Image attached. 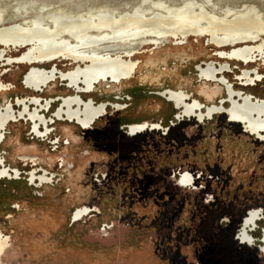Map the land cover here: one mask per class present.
<instances>
[{"label":"rangeland","instance_id":"rangeland-1","mask_svg":"<svg viewBox=\"0 0 264 264\" xmlns=\"http://www.w3.org/2000/svg\"><path fill=\"white\" fill-rule=\"evenodd\" d=\"M162 1L181 5L186 0ZM195 1L198 5L209 4L208 10L213 8L206 0ZM213 2V10L217 14L226 7L243 9V6H256L264 15V0ZM18 3L29 8L26 14L14 11V5ZM139 4H142V0H0V8H5L4 23L22 22L60 8L66 12H85L88 8L108 6L115 7L118 12ZM42 5L49 10L41 14L39 8ZM36 32L47 34L38 29ZM3 48L0 45V53ZM215 52L207 36L198 41L190 37L180 45L176 44L175 39H170L160 43L158 48L148 44L140 46L135 54V58L140 60L139 67L131 81L123 84L120 90L103 84L96 92L83 96H91L95 101L127 102L128 107L121 111L108 107V114L96 121L94 133L75 125V133L82 136L79 143L69 140L65 144L67 139L60 127L66 122L52 125L51 135L59 138L57 147L49 144L48 140L32 139L28 122H10L4 130L5 139L0 145V155L6 166L12 170L18 169L22 175L19 180H0V230L10 238L2 262L264 264V254L256 251L258 249L255 250L258 260H253L244 254H237L238 250L224 243L221 230L230 221L221 220L222 216L229 214L223 211L219 213V207L215 209L217 213L212 222L216 225V231L209 237L207 224L213 214L204 209L227 198L240 199L245 207H250L249 200L254 199L260 201L257 207H264V144L255 142L251 137L243 141L239 130L219 114L203 123L193 119L180 122L166 136L157 131H148L136 135L129 144L124 145L109 130L116 117L119 120L115 119V125L117 122L143 120L164 124L172 117L174 108L157 92L164 88H182L191 100L198 97L195 75L198 72L195 67L203 61L222 62V59L215 57ZM19 53L12 46L5 47V57L0 59V80L13 86L4 96L13 100L33 95L21 84L27 66L5 64L6 57ZM149 55H154L157 59L155 63L147 62ZM165 56L166 61H162ZM40 66L47 68L49 64ZM57 66L63 70L71 67L67 60L57 61ZM244 67L259 68L264 74L261 60L247 66L243 62L231 61V70L225 74L236 88L242 87L236 77L240 68ZM244 89L264 98V78L257 85ZM70 93L57 80L53 88L40 95ZM116 96H123L124 100H118ZM2 100L3 95H0V104ZM123 127L126 128L125 125ZM34 140L39 157L44 155L43 152L54 154L67 146L75 156L89 150L95 152L97 158L84 165L75 181L76 186H73L61 161L48 164L45 160H39L36 168H46L53 181L48 187H35L27 181L31 163L26 164L15 154L16 141L27 145ZM181 171L195 174L198 186L180 188L178 193L172 191L170 185H175L176 178L173 174ZM165 178L169 184L165 183ZM78 187L81 189L79 194ZM85 206L89 211L72 221L73 212ZM255 235L259 237L260 232L257 231ZM237 245L241 246L239 243Z\"/></svg>","mask_w":264,"mask_h":264},{"label":"flooded vegetation","instance_id":"flooded-vegetation-1","mask_svg":"<svg viewBox=\"0 0 264 264\" xmlns=\"http://www.w3.org/2000/svg\"><path fill=\"white\" fill-rule=\"evenodd\" d=\"M191 1L197 4L195 0ZM152 2L155 1L148 0L146 4L131 6V8L124 10L135 9L142 12V7L151 8ZM207 5L208 4H197L196 9L202 7L205 9L208 7ZM20 6L19 10L16 11L14 8V11L19 14H26L29 8L24 5ZM46 7V5H42L39 8L41 14L43 11L49 10ZM30 8H33V6ZM257 8L260 9L255 6H243V9H230L236 12L240 11L241 15L243 14L249 21L258 22L260 19L264 20V15L260 14ZM211 9L212 12H215L213 10L214 8ZM97 10L108 12L115 17L119 15L117 14L118 12L124 11L120 10L117 12L115 7L108 6L88 8L85 12H81L82 10L66 12L60 8L57 11L55 10L57 14L54 16L53 22L71 20V15L75 14L79 15L77 18L89 15L93 16V14H96ZM4 12L5 8H0V45L4 47L0 53V59L5 57V47L12 46L20 51V53L15 56L6 57L5 64L15 63L27 66L21 78V84L24 88L29 89L33 95L16 97L14 100L11 98L8 99L4 96L5 92L9 91L13 86L11 83H5L0 80V95H3V100L0 104V145L5 139L4 130L6 126L10 122L19 120L28 122L29 134L32 139L36 138L42 141L48 140V143L55 147H57L59 138L55 135H51L53 133L52 125L53 123L59 124L61 122H66L60 127L61 132L67 139L65 144H68L69 140L73 143H79L82 136L75 133V125L82 130H91L90 132L94 133L96 132V121L108 114V107H112L114 111H121L128 107L127 102L95 101L91 96H83L96 92L97 88L101 87L103 84H108L110 88L120 90L123 84L131 81L135 77L139 67L140 60L135 58V54L140 46L143 47L148 44L158 48L160 43L170 39H175L176 44L180 45L187 42L190 37H194L198 41L202 37L207 36L199 33L186 36L166 35L165 37H142L140 34L135 35L134 33H129V31L127 33L115 32L116 34L113 35V37L120 39L100 45L94 43L93 40H97L96 38L80 39L82 38L81 36H76L75 39L69 36H59L55 38H42L41 40L17 36L8 37L6 31L3 30L7 27L16 26V28L12 30L17 29L20 31L26 28L32 29V26H36L37 24H31V22L36 21H26L30 18L24 19L27 23H24V20H22V22L15 21L4 23ZM49 13L50 11L45 15L42 14L40 17H35V19L40 21L38 26H46V24L42 22L48 19V16L51 15V13ZM260 23L262 24V29H264V23ZM38 26L36 29L43 30L39 29ZM255 27H259V25ZM248 28L245 27L241 29L238 37L229 36L213 41L207 36L211 45L215 47V57L223 61H203L195 67V70L198 72L195 74L196 81H198V86L196 88L198 97H193L191 100L190 95L182 88H164L158 91L157 94L164 97L166 100L168 97L173 98L170 102L173 104L174 112L168 121L161 124V122L154 123L143 120L133 123L117 122L115 125V119L118 118L116 117L109 126V130L113 137L124 145L129 144L131 139L136 135L148 131H157L166 136L171 132L174 126L178 125L180 122L193 119L197 123H203L205 120H210L214 115L219 114L221 117H225L235 129L239 130L240 138L243 139V141L251 137L255 142L264 144L263 117L260 118L253 114L248 121L243 122L239 119H232V117L226 113V110L230 108V103L233 105L241 104V97L249 96L252 101L254 99L264 100V98L258 97L244 89L257 85L258 82L263 80L264 74L259 71V68H240V72L237 74L236 79L239 81V85L242 86L241 88H236L234 83H232L225 74L231 70V61L243 62L245 66H247L248 63L261 60L264 65V32L253 29L252 27ZM259 28L261 29V27ZM216 36L222 37L223 35L217 34ZM97 38L105 39L106 37L103 38L100 36ZM153 40H155V42ZM230 43L233 44L230 45ZM153 56L154 55L148 56V63H155L157 59ZM166 56L161 60L166 61ZM18 57H21L23 61L14 62L13 59ZM62 60L69 61L71 67L65 70L58 68L57 61ZM40 64H49V66L46 68L40 66ZM84 65H90L91 68L83 69ZM104 66L109 67L110 70L104 68ZM57 80L70 90L71 93L53 96L40 95L44 91L53 88ZM168 91L171 94H169ZM115 98L122 101L124 100L123 96H116ZM207 108L214 110L207 113ZM135 123H142V125L146 124V126L141 132L130 135L126 126ZM123 125H125L126 128H122ZM120 127L121 129L119 131L118 129ZM14 139H16V137ZM17 141L15 154L19 156L21 160L25 161L26 164L31 163V168H29L27 172V181L30 185L35 187H48L53 181L51 176L47 174L46 168L42 166L36 168L39 160H45L48 164H52L57 160L61 161V166L65 165V170L67 169L73 181H71L73 186H76L75 181L80 176L81 169H83L84 165L97 158V154L89 150H85L81 152L79 156H75L76 154H74V152L68 151L67 146L63 147L60 152L54 154L43 152L44 155L39 157L36 152L38 149L35 140L27 145H22ZM70 168L73 169L69 170ZM13 171L17 176L13 175ZM21 175L18 169L12 170L10 166H6L5 160L2 159L0 155V180H19L21 179ZM173 175H176L175 185H170V187L171 190L176 193L181 191L180 188L192 189L198 186V184L195 183V174L192 172L181 171ZM164 181L166 184H169L166 178ZM77 189V194H79L81 189L79 187ZM249 202L250 207H245L244 201L227 198L217 205L204 207V209L210 214H213H211L210 222L207 224L209 237H212L216 231V225L212 222L217 213L215 209L219 207L221 209H218L219 213L223 211L229 214H226L227 216H222L221 220L223 221L226 219L230 221L229 224L221 230L225 237L224 243L231 249H235V251L238 250L236 252L237 254L241 253L244 254V256L256 260V249H258L256 251L264 254V207H257L260 203L258 200L252 199L249 200ZM88 211L89 209L86 206L76 209L71 216L72 221L78 220ZM234 216L236 217L232 220L231 218ZM232 231L234 233H232ZM257 231L260 232L259 237L255 235ZM9 240L10 238L4 236L0 230V264H5V262H2L1 258ZM237 243L241 246L239 247ZM250 246L254 248H250Z\"/></svg>","mask_w":264,"mask_h":264},{"label":"bare ground","instance_id":"bare-ground-1","mask_svg":"<svg viewBox=\"0 0 264 264\" xmlns=\"http://www.w3.org/2000/svg\"><path fill=\"white\" fill-rule=\"evenodd\" d=\"M203 1V0H202ZM148 0H142V4H146ZM207 3H211L214 8V2L207 0ZM238 4V3H237ZM196 3L191 0L184 1L181 5L179 4H168L166 1H155L152 2L151 8H143L142 12L137 10H124L118 12L116 17L108 12H101L97 10L96 14L93 16H84L83 21H77L78 14L71 15V20L62 22H53L54 16L57 14L55 10L50 11L51 15L48 16L41 26H38L39 20L35 17L30 18L26 21H36L31 22L37 24L32 26V29H23L18 31L12 30L16 26H10L5 29L8 37H22V38H33L34 40H41L42 38H55L59 36H69L75 39L76 36H81L83 38H96L93 40L96 45L104 44L109 41H114L120 38L113 37L115 32H125L140 34L148 37H165L166 35H195L204 34L210 37L211 40L215 41L217 39H223L224 37L239 36V31L243 28L252 27L258 31H263L262 24L264 20L260 19L258 22L249 21L245 18L241 12L232 11L230 8L224 9L220 14L212 12V9L208 10L202 7L196 9ZM209 5V4H208ZM20 3L14 5V8L19 10ZM256 7V6H255ZM49 13V14H50ZM92 15V14H91ZM24 20V23H27ZM259 25V27H255ZM38 26L41 32L47 34H42L36 32ZM249 29V28H248ZM5 33V32H4ZM217 34L223 35L222 37H217ZM106 37L105 39H98L97 37ZM131 38V37H129ZM135 38V37H134ZM137 38V37H136ZM8 39V38H7ZM155 42V40H153ZM233 43H230L232 45ZM14 62H22L21 57L13 59ZM91 68L90 65H84L83 69ZM104 68L109 69V67L104 66ZM169 94H171L168 91ZM173 98L168 97L167 100L171 101ZM241 104L233 105L230 103V108L226 110L232 119H239L240 121H248V119L255 114L257 117H263L264 121V100L254 99L251 97H241ZM228 101V100H227ZM239 106V107H238ZM214 109H206L209 113ZM130 125V135L141 132L146 124L135 123Z\"/></svg>","mask_w":264,"mask_h":264},{"label":"water","instance_id":"water-1","mask_svg":"<svg viewBox=\"0 0 264 264\" xmlns=\"http://www.w3.org/2000/svg\"><path fill=\"white\" fill-rule=\"evenodd\" d=\"M128 130H129V133L131 134V132H130V125H128Z\"/></svg>","mask_w":264,"mask_h":264},{"label":"built area","instance_id":"built-area-1","mask_svg":"<svg viewBox=\"0 0 264 264\" xmlns=\"http://www.w3.org/2000/svg\"><path fill=\"white\" fill-rule=\"evenodd\" d=\"M126 127L128 128V125Z\"/></svg>","mask_w":264,"mask_h":264}]
</instances>
